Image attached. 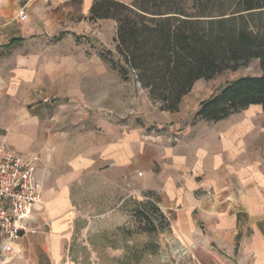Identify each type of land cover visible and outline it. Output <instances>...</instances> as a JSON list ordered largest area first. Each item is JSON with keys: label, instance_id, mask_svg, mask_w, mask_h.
<instances>
[{"label": "rangeland", "instance_id": "1", "mask_svg": "<svg viewBox=\"0 0 264 264\" xmlns=\"http://www.w3.org/2000/svg\"><path fill=\"white\" fill-rule=\"evenodd\" d=\"M62 1L0 2V25L24 9L27 18L17 16L16 21L29 36L0 59V148L36 158V166L47 174L65 173L76 161L100 152L117 136L116 129L122 135L121 127L141 126L140 140H148V127L152 135L165 132L162 139L175 147L183 140L180 129L196 133L197 127L193 131L188 124H193L201 101L229 81L260 74L258 61L252 60L235 71L198 80L178 112L164 113L132 76L122 79L98 55L109 50L116 59L115 23L89 21L79 2ZM17 33L0 29V49ZM174 124L179 130L169 128ZM86 180L71 186L77 216L67 251L70 264H198L178 243L170 213L162 212L161 203L142 186L131 183L127 172L121 174V183ZM151 205L160 207L164 218L151 214ZM138 209L150 214L152 232L141 230Z\"/></svg>", "mask_w": 264, "mask_h": 264}, {"label": "crops", "instance_id": "2", "mask_svg": "<svg viewBox=\"0 0 264 264\" xmlns=\"http://www.w3.org/2000/svg\"><path fill=\"white\" fill-rule=\"evenodd\" d=\"M62 2H79L81 14L88 15L93 0ZM16 17L12 12L0 25L9 33L20 30L7 37L0 59L29 37L22 34L26 27H19ZM189 125L193 131L197 127L196 133L179 130L178 124L169 127L183 137L175 147L162 139L165 132L149 131L148 140H140L141 126L121 127V136L116 129L117 136L100 152L76 161L65 173L47 174L37 167L44 196L41 216L49 225L23 234L5 264H70L67 251L77 216L71 186L87 183L86 178L91 183H121L124 172L161 203L162 212L170 213L178 243L198 264H264V110L250 105L217 122Z\"/></svg>", "mask_w": 264, "mask_h": 264}, {"label": "trees", "instance_id": "3", "mask_svg": "<svg viewBox=\"0 0 264 264\" xmlns=\"http://www.w3.org/2000/svg\"><path fill=\"white\" fill-rule=\"evenodd\" d=\"M263 8L264 0H93L87 19L115 22L116 59L109 50L98 55L122 79L132 76L160 110L170 113L179 111L198 80L257 60L259 75L229 81L199 103L192 123L217 122L250 105L264 110ZM137 213L141 230L152 232L150 214L143 209ZM151 214L164 218L156 205Z\"/></svg>", "mask_w": 264, "mask_h": 264}, {"label": "built area", "instance_id": "4", "mask_svg": "<svg viewBox=\"0 0 264 264\" xmlns=\"http://www.w3.org/2000/svg\"><path fill=\"white\" fill-rule=\"evenodd\" d=\"M17 16L21 21L27 18L24 9ZM43 209L36 158L0 148V264L7 262L13 245L23 234L37 233L49 225V220L41 216Z\"/></svg>", "mask_w": 264, "mask_h": 264}]
</instances>
